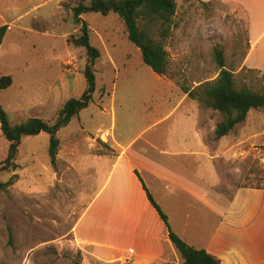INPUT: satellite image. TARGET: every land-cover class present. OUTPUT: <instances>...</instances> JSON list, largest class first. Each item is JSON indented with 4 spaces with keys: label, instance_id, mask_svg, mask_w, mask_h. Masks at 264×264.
<instances>
[{
    "label": "rangeland",
    "instance_id": "rangeland-1",
    "mask_svg": "<svg viewBox=\"0 0 264 264\" xmlns=\"http://www.w3.org/2000/svg\"><path fill=\"white\" fill-rule=\"evenodd\" d=\"M81 2L89 5L90 0H0V26L9 25L0 48V77L13 79L11 87L0 90V105L13 126L31 118L53 121L67 100L84 92L85 52L68 43L76 33L72 8ZM83 18L101 53L93 102L59 132L55 166L48 152L50 136L41 133L22 138L15 172L0 173L3 182L15 181L0 191V264H126L120 258L130 252L135 264H178L181 256L175 247L172 251L161 244L152 251L153 238L167 231L143 192L131 193L136 183L127 169L145 164L140 172L166 214L172 206L175 220L179 208L191 209L189 231L202 232L203 238L211 234L216 216L194 193L182 190L190 181L200 190L194 176L203 167L195 163L204 158L188 156L190 144L197 143L194 120L197 129H203L206 159L217 167L222 179L218 186L228 198L237 187H264V172L256 159L231 158V147L225 149V158L215 159L218 141L211 125L221 119L220 113L203 109L182 90L217 78L214 49L220 46L237 86L264 92L262 75L242 68L248 46L244 12L221 2L177 0L166 42L165 76L144 64L116 14L90 13ZM252 114L263 121L253 125L250 134L259 133L264 117L256 110ZM8 148L0 129V168ZM125 150L134 165L124 159L104 189ZM150 171H160L181 186L176 189L180 203L164 197ZM130 201L134 205L126 218ZM135 225L137 234L132 231Z\"/></svg>",
    "mask_w": 264,
    "mask_h": 264
},
{
    "label": "trees",
    "instance_id": "trees-1",
    "mask_svg": "<svg viewBox=\"0 0 264 264\" xmlns=\"http://www.w3.org/2000/svg\"><path fill=\"white\" fill-rule=\"evenodd\" d=\"M189 1H196L203 5L210 4L201 0ZM72 13L76 33L69 36L68 43L85 52L86 60L82 70L85 90L79 98L67 100L53 121L31 118L20 125L13 126L7 112L0 105V129L9 143L8 154L2 163L0 173L15 172L19 168L17 157L22 138L37 136L41 133H47L50 136L48 152L51 164L55 166L60 147L59 132L82 111L88 109L93 102L97 90L95 66L101 58V53L91 42V27L83 18L84 15L116 14L126 27L129 41L140 50L144 64L151 67L159 76H165L169 72V53L166 42L171 35L173 19L177 13V0H90L89 5L81 2L73 7ZM8 30L7 25L0 27V48ZM214 58L219 68L217 78L194 88L184 86L182 90L190 99L199 102L203 109L220 113L221 119L217 122L214 132L215 139L218 141L229 136L238 125L244 123L251 110H264V92H256L245 85L237 86L235 72L227 68L225 52L220 46L214 49ZM262 79L264 82V76ZM12 84L11 76L0 77V90H5ZM135 173L149 202L165 224L169 240L180 253L181 262L178 264H222L206 250L190 246L173 231L168 216L156 202L140 174L137 171ZM14 182L13 178L7 182L0 179V191L7 190Z\"/></svg>",
    "mask_w": 264,
    "mask_h": 264
},
{
    "label": "crops",
    "instance_id": "crops-1",
    "mask_svg": "<svg viewBox=\"0 0 264 264\" xmlns=\"http://www.w3.org/2000/svg\"><path fill=\"white\" fill-rule=\"evenodd\" d=\"M201 1L204 3L221 2L229 4L233 8H238L244 12L247 22L248 46L242 68L257 71L262 76H264V0ZM34 12L36 11L34 10ZM40 18L42 17L39 16L37 19ZM252 111L253 110L249 112L246 121L238 125L233 133L218 140V146L215 148V153H217L215 155V159L225 158V149L231 147V149L228 151L231 158H237L240 161L249 160L252 158L256 159L261 170L264 172V141H255L259 137H264V130L259 133H255L254 131L253 134H250L253 125H258L260 121H263V119L258 118L260 116H253ZM256 111H259L264 117V110ZM192 126L195 127L194 135L196 138L195 142L197 141V143L190 144L191 146L188 156L190 158L195 157L196 161L198 159L197 157H202L201 159L204 158L205 161L199 160L195 163L197 167H200L201 164L203 167V170L201 169V172L195 173L194 176V180H197L199 183L198 186H200L199 193L194 189L191 181L190 183L183 185L182 190L194 193V195L203 203V205L209 209V212L216 216V220L212 225L211 234L203 238L201 235L202 232L189 231L192 223L191 209L182 208L183 210H181L179 208L175 214L174 220V215L172 216V206H168L166 215L169 218V222L173 231L180 235V237L190 246L196 249L206 250L209 254L216 257L222 264H264L263 187H237L231 197L228 198L224 191L218 186L221 185L222 179L217 167L214 163L211 164L206 159V156L208 155V148L203 142V129H197L196 120L193 121ZM211 128L212 131H215L216 124H212ZM229 137H231L230 141L228 140ZM127 150H125V153L118 157L114 163L112 171L109 172L104 189L110 184L112 177L116 173L121 162L124 161V159H132L128 155ZM198 150H202V152L199 153ZM203 152L205 154H203ZM219 152L221 154H219ZM210 158H212V156H210ZM130 162L134 165L132 161ZM135 167L131 166L127 169L128 173L132 175V182L134 184L136 183L134 185V191H131V193L137 192L139 189V192H143L147 201L149 202L143 186L135 173L137 171L145 182L146 179L144 173L140 172V169L146 168V166L145 164H139L138 167ZM152 176L154 177V181L152 182L153 185L158 187V184H160V190L162 189L163 193L165 194L164 197L167 200H169L171 203H180V200L176 198V189L181 188V186L178 187L175 182H171V177L166 176L160 171H158V173L154 171ZM145 184L150 190L151 187L149 188V185L146 182ZM160 190H156V192L159 193ZM150 192L155 199V190L151 189ZM157 203L159 204V202ZM93 204L94 201L86 208L85 212L77 222L76 227L79 226V224L82 222V218H84V216L94 206ZM149 204L151 205L150 202ZM133 205L134 204L132 201L128 203L125 211L126 218L130 217L129 210ZM132 231L137 234L138 226H132ZM166 231V235L163 234L157 239L153 238L151 246L153 252L158 251L161 244H167L171 250L174 251V246L169 240L167 228ZM182 233L183 235H181ZM120 260H124L126 264H135L134 255L131 252L123 254Z\"/></svg>",
    "mask_w": 264,
    "mask_h": 264
}]
</instances>
